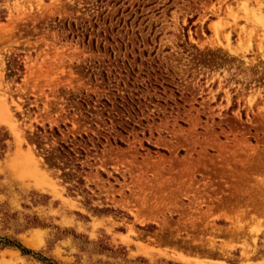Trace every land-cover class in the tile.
<instances>
[{
	"label": "rangeland",
	"instance_id": "1",
	"mask_svg": "<svg viewBox=\"0 0 264 264\" xmlns=\"http://www.w3.org/2000/svg\"><path fill=\"white\" fill-rule=\"evenodd\" d=\"M3 9L0 264H264V0Z\"/></svg>",
	"mask_w": 264,
	"mask_h": 264
},
{
	"label": "bare ground",
	"instance_id": "2",
	"mask_svg": "<svg viewBox=\"0 0 264 264\" xmlns=\"http://www.w3.org/2000/svg\"><path fill=\"white\" fill-rule=\"evenodd\" d=\"M180 258L184 259V260H188V261H192L194 262L195 264H205L202 260L194 257V256H190V255H187V254H183V253H179L178 254Z\"/></svg>",
	"mask_w": 264,
	"mask_h": 264
},
{
	"label": "trees",
	"instance_id": "3",
	"mask_svg": "<svg viewBox=\"0 0 264 264\" xmlns=\"http://www.w3.org/2000/svg\"><path fill=\"white\" fill-rule=\"evenodd\" d=\"M4 11V9L3 10H0V12H3ZM0 17H3V13L2 14H0ZM16 245H18V243H15ZM22 248V250H23V252H26L27 251V248L26 247H21Z\"/></svg>",
	"mask_w": 264,
	"mask_h": 264
}]
</instances>
